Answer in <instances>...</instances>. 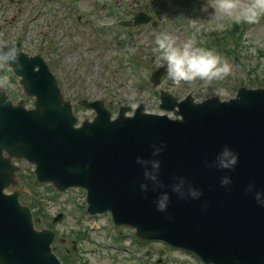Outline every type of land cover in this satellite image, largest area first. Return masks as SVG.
Listing matches in <instances>:
<instances>
[{
  "label": "water",
  "instance_id": "1",
  "mask_svg": "<svg viewBox=\"0 0 264 264\" xmlns=\"http://www.w3.org/2000/svg\"><path fill=\"white\" fill-rule=\"evenodd\" d=\"M132 19L121 24L150 21L143 12ZM15 47V55L7 51L0 62L20 77L34 108H13L0 97V264H61L50 248L52 231L34 229L17 191L3 193L16 186L12 157L33 164L40 184L51 183L59 192L85 190L86 212H109L112 223L131 227L139 239L194 253L203 264H264V88L242 87L227 101L210 97L198 103L191 95L178 102L160 91L158 108L174 119L146 113L143 103L131 117V109L120 106L111 119L102 100H85L79 106L95 117L75 127L70 102L43 60ZM165 73L167 65L153 71L150 82L157 85ZM224 146L238 157L231 170L216 166ZM156 149L161 151L154 156ZM137 157L160 161L156 182L145 179L150 164L136 163ZM224 177L230 182L221 186ZM189 186L200 195L192 198ZM165 193L161 212L156 203Z\"/></svg>",
  "mask_w": 264,
  "mask_h": 264
},
{
  "label": "rangeland",
  "instance_id": "2",
  "mask_svg": "<svg viewBox=\"0 0 264 264\" xmlns=\"http://www.w3.org/2000/svg\"><path fill=\"white\" fill-rule=\"evenodd\" d=\"M43 1L32 0L31 10L24 4L7 10L0 8V18H5L0 22V33H7L13 40L27 35L23 46L40 52L50 65L64 98L72 102L78 122L94 117L92 111L76 105L81 99L103 100L113 116L119 105L133 110L142 103L147 113L163 114L158 108L159 90L179 100L190 94L198 102L214 96L230 99L242 86L264 87V14L255 23L238 21L224 15L217 0H78L76 11L69 15L66 3L70 0L59 4L57 0H48L45 7L50 10L44 15L42 11L36 12ZM252 2L238 0L241 6ZM58 7L62 8L59 13ZM139 11L150 15L155 26H140L132 35L130 30H122L119 22ZM36 14L37 21L29 28L27 21ZM78 17L82 26L73 22ZM241 25L246 27L239 42ZM165 32L175 36L179 43L191 39L196 47L213 50L229 64L230 73L220 80L196 79L179 85L167 73L157 86L151 85L152 71L166 66L154 45L155 36ZM168 115L172 117L171 112ZM18 165L22 170L18 175L19 200L33 208V217L40 220L35 224L37 229L54 231L57 241L52 248L63 264H132L131 257L137 258L140 248L134 233L112 224L107 214L89 217L83 190L58 193L49 184H37L32 167L25 162ZM58 214H63V218L53 225L52 219ZM58 238L65 239V243L61 244ZM72 240L77 241L79 250L69 256L65 249L70 248ZM159 249L166 264H200L196 258L164 244L149 245L156 256Z\"/></svg>",
  "mask_w": 264,
  "mask_h": 264
},
{
  "label": "clouds",
  "instance_id": "3",
  "mask_svg": "<svg viewBox=\"0 0 264 264\" xmlns=\"http://www.w3.org/2000/svg\"><path fill=\"white\" fill-rule=\"evenodd\" d=\"M219 10L226 16H234L238 21L243 20L247 23H255L256 18L264 14V0H253L247 6H241L238 0H217ZM154 45L157 51L162 54V59L166 61L167 72L172 82L179 85L181 82L199 80H220L227 76L231 68L226 61L213 50L196 47L191 39L179 43L177 38L170 33H159L155 36ZM161 149H156L153 155H158ZM238 157L227 146H224L216 156V166L219 169L231 170L235 167ZM136 163H149L151 171L145 170V179L153 182L157 181V174L160 168L159 160L150 162L142 161L139 157ZM227 177L221 179V186L228 184ZM184 184L181 179L178 185L173 186L174 192L180 191V186ZM141 190L145 185H140ZM189 195L196 198L200 195L198 190L189 186ZM259 202V193L256 195ZM168 195L162 194L157 200L156 207L158 211L163 212L166 209Z\"/></svg>",
  "mask_w": 264,
  "mask_h": 264
},
{
  "label": "flooded vegetation",
  "instance_id": "4",
  "mask_svg": "<svg viewBox=\"0 0 264 264\" xmlns=\"http://www.w3.org/2000/svg\"><path fill=\"white\" fill-rule=\"evenodd\" d=\"M58 4L63 2V0H57L56 1ZM78 0H70L66 3V10L69 12L68 14L73 15V13L76 11V3H78ZM26 5V9L31 10L32 9V0H0V8H2V10H7L11 7L14 6H20V5ZM48 4V0H44L42 4H40V6L38 7L37 11H42L44 13V15H48L50 8L46 9V5ZM60 10H62V8L60 9V7H58V13L60 12ZM41 12V13H42ZM38 13V12H37ZM54 13V11H53ZM52 13V14H53ZM37 15H30L29 20L27 21V24H29V28L31 24H34V22L37 21ZM43 16V14H42ZM53 16V15H51ZM5 21V18L1 19L0 18V22ZM75 24H78L79 26H82L80 21V18L78 17L77 19L75 18V21H73ZM9 23L11 24V22L9 21ZM86 24V23H85ZM58 25H54V28H56ZM0 31H1V27H0ZM28 33V32H27ZM26 33V34H27ZM21 35V37L19 39L15 38V40L9 38V36H7V33H0V59H4L5 54H7V51L12 54L15 55V48H11L13 45H15L16 43L19 45V51L21 54L25 55L26 57H35V56H39L41 57L40 52H31L28 49L26 50L25 47L23 46V42L26 39V36ZM11 48V49H10ZM43 58V57H41ZM44 59V58H43ZM45 61V60H44ZM46 63V61H45ZM47 67L49 68V70L52 72L50 65L48 63H46ZM37 70V68H36ZM59 82V81H58ZM59 90H60V86H59ZM62 93V90H61ZM63 95V94H62ZM1 96H5L7 97L9 103H11V106L13 108L18 107V105L22 106L23 108L29 110L30 108H32L33 105V97H27L25 95V91H23L22 85L20 83V78L17 76H15V74L13 73L12 69H10L6 64H3L2 62H0V97ZM64 96V95H63ZM2 158H7L6 153L3 151L2 152ZM11 163L14 164L15 166H17L18 168H21L18 164L24 163V160H18L16 158H11ZM26 163V162H25ZM22 171V170H21ZM18 172V175L21 173ZM56 236V235H55ZM59 242L61 244L65 243V239H61L58 238ZM79 240V238H78ZM57 241V236L55 237V242ZM75 243V247L76 250H73L72 248V243ZM136 243H138V247L140 248V253H137V258L133 259V264H166L165 262V257L163 251L161 249H159L158 251V256L155 255V252L153 254V252H151L149 250V245H156V243H150V242H145L142 240H137ZM78 247H77V241L72 240L71 241V246L69 249H65V253L67 255L70 256L71 253H76L78 251ZM172 250V249H171ZM175 251V250H173ZM178 252V251H177ZM180 254H182L181 252H178ZM185 254V253H184ZM186 255V254H185ZM192 258V255H190Z\"/></svg>",
  "mask_w": 264,
  "mask_h": 264
}]
</instances>
